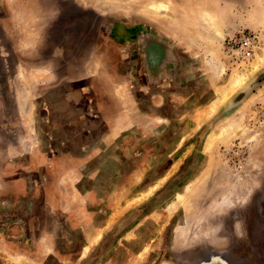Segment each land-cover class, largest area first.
<instances>
[{"label":"rangeland","instance_id":"374dc122","mask_svg":"<svg viewBox=\"0 0 264 264\" xmlns=\"http://www.w3.org/2000/svg\"><path fill=\"white\" fill-rule=\"evenodd\" d=\"M0 264H264V0H0Z\"/></svg>","mask_w":264,"mask_h":264},{"label":"built area","instance_id":"2783aa9c","mask_svg":"<svg viewBox=\"0 0 264 264\" xmlns=\"http://www.w3.org/2000/svg\"><path fill=\"white\" fill-rule=\"evenodd\" d=\"M227 49L231 56L248 61L259 45L258 36L254 32H241L238 36L227 39Z\"/></svg>","mask_w":264,"mask_h":264},{"label":"bare ground","instance_id":"6f19581e","mask_svg":"<svg viewBox=\"0 0 264 264\" xmlns=\"http://www.w3.org/2000/svg\"><path fill=\"white\" fill-rule=\"evenodd\" d=\"M159 4H160V6L162 5L161 2H160ZM159 4H157V5H159ZM157 5H156V6H157ZM153 6H154V8H157L155 5H153ZM163 6H164V5H162L160 8H159V7H158V8L161 9ZM158 8H157L156 10L159 11ZM150 10H151V9H150ZM162 14L165 15L163 12H162ZM161 16H162V15H161ZM240 77H241V76H240ZM234 82H235V80H234ZM237 83H239V81H237ZM233 85H235V84H233ZM209 139H210V138H209ZM207 141H208V140H207ZM210 141H211V140H210ZM208 142H209V141H208ZM209 148H210V147H209ZM209 148H208V149H209ZM223 180H224V178H223ZM248 184H249V183H248ZM245 185H246V184H245ZM218 199H219V198H218ZM182 233H184V232L182 231ZM182 243H184V242H182Z\"/></svg>","mask_w":264,"mask_h":264}]
</instances>
